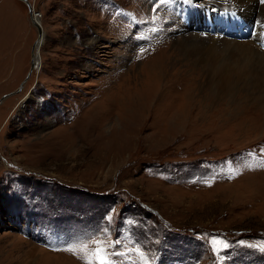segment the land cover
<instances>
[{"label": "rangeland", "instance_id": "1", "mask_svg": "<svg viewBox=\"0 0 264 264\" xmlns=\"http://www.w3.org/2000/svg\"><path fill=\"white\" fill-rule=\"evenodd\" d=\"M27 1L28 79L38 32L0 0V264H264V115L172 46L188 27L236 68L255 22L224 0Z\"/></svg>", "mask_w": 264, "mask_h": 264}, {"label": "bare ground", "instance_id": "2", "mask_svg": "<svg viewBox=\"0 0 264 264\" xmlns=\"http://www.w3.org/2000/svg\"><path fill=\"white\" fill-rule=\"evenodd\" d=\"M260 2L261 3H259L258 0H224L223 2H221L218 5H215L214 7L211 5L213 7V10L217 8L220 9L229 8L231 10H237L239 15L256 23L257 33H258L257 37L241 42L228 41L226 44L230 46L234 51L236 50L238 52L237 56L239 62L236 68L232 66V69H229L230 67L224 66V64H219L220 66L218 67H215V64L212 65V62L214 60V50H213L214 45L209 44L205 46L204 43H198L193 41V39H195L196 36H193L194 35L192 33L193 30L192 29L188 30V27H186L187 31L185 32V36L182 35L183 37L181 39L174 40L172 46L174 47L175 50L174 55L184 59L183 64L189 66L190 73L193 75V77L194 76L206 77V79L208 80V82L206 83V89L209 88V93L213 94L214 98L222 99L223 97L225 98L229 97L231 92L234 90V96L229 97L231 100L229 102L230 107L233 106L235 107V109L239 108L238 97H240L242 100L252 102V106L250 105V107H252L253 109H251L250 112H252L253 110L255 112L260 111L261 116H263L264 115V48H260L259 45H257L256 43V41H258L259 39L258 37H260L261 25H262V21L264 20V2H262L261 0ZM189 10L194 11L192 6H186L182 8L183 12H187ZM41 40H39L40 46H41ZM40 46L38 47L37 45L33 51V55H34L33 62H35L36 64L35 68L37 67L39 61L38 59L39 51L36 52V50L37 49L39 50ZM156 67L157 66L155 64L154 68ZM223 108L224 107H222V109ZM226 111H229V108L226 109L225 112ZM226 121L229 120H225V122Z\"/></svg>", "mask_w": 264, "mask_h": 264}, {"label": "water", "instance_id": "3", "mask_svg": "<svg viewBox=\"0 0 264 264\" xmlns=\"http://www.w3.org/2000/svg\"><path fill=\"white\" fill-rule=\"evenodd\" d=\"M18 1L23 2L26 5L28 16H29V19L31 20V24L33 25V27L36 28V30L38 32L37 40L35 41V43L33 44V47H32V58H31L30 71H29V73L27 75V79H28L30 77V75H31V72L34 70V68L36 66L35 62H33V60H34L33 59V57H34L33 51H34V49L36 48L37 45H38V47L40 46L39 40H41V38H43V31H42V29L40 27V24L37 22V16H36V14L34 12L33 7L31 6V4L27 0H18ZM38 42H39V44H38ZM15 93H16V91L12 92V93H9L8 95L3 96V98L0 100V103L3 101V99H5L6 97L11 96V95H13Z\"/></svg>", "mask_w": 264, "mask_h": 264}, {"label": "snow or ice", "instance_id": "4", "mask_svg": "<svg viewBox=\"0 0 264 264\" xmlns=\"http://www.w3.org/2000/svg\"><path fill=\"white\" fill-rule=\"evenodd\" d=\"M118 243V241H117ZM109 255H119V253H107L104 248H98L96 256L99 261V264H111V260L109 259Z\"/></svg>", "mask_w": 264, "mask_h": 264}]
</instances>
